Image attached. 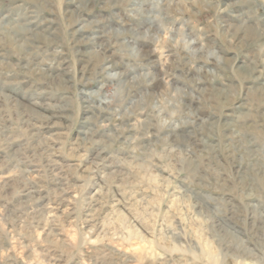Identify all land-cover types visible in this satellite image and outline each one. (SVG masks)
Masks as SVG:
<instances>
[{
	"label": "rangeland",
	"instance_id": "obj_1",
	"mask_svg": "<svg viewBox=\"0 0 264 264\" xmlns=\"http://www.w3.org/2000/svg\"><path fill=\"white\" fill-rule=\"evenodd\" d=\"M0 264H264V0H0Z\"/></svg>",
	"mask_w": 264,
	"mask_h": 264
}]
</instances>
